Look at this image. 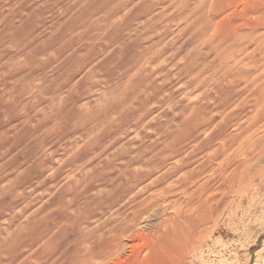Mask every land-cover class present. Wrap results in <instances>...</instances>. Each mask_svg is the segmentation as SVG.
I'll return each mask as SVG.
<instances>
[{
	"label": "rangeland",
	"instance_id": "374dc122",
	"mask_svg": "<svg viewBox=\"0 0 264 264\" xmlns=\"http://www.w3.org/2000/svg\"><path fill=\"white\" fill-rule=\"evenodd\" d=\"M218 1L0 0V264H264V0Z\"/></svg>",
	"mask_w": 264,
	"mask_h": 264
},
{
	"label": "bare ground",
	"instance_id": "6f19581e",
	"mask_svg": "<svg viewBox=\"0 0 264 264\" xmlns=\"http://www.w3.org/2000/svg\"><path fill=\"white\" fill-rule=\"evenodd\" d=\"M206 1L208 2V3H207V4H208V10L211 12L210 14H211V17H212V18L210 17V19H214L215 17H218V16L221 15L222 13H223V14H226L227 9H225L224 7H222V6L220 5V1H218V0H217V1H216V0H206ZM244 1H245V0H244ZM244 1H243V2H244ZM249 1L252 2V1H254V0H249ZM256 1H260V0H256ZM246 2H248V0H247ZM246 2H244V3H246ZM249 3H250V2H249ZM249 3H248V6L251 4V3H250V4H249ZM246 4H247V3H246ZM246 4L243 5V6H246ZM253 4H254V3H252V5H253ZM252 5H251V6H252ZM243 6H242V7H243ZM233 8H235V7H233ZM233 8H232V9H233ZM249 8H251V7H249ZM228 9H229V8H228ZM238 9H239V7H238ZM243 9H244V7H243ZM229 11H230V9H229ZM234 11H235V10H233V12H234ZM236 11H237V10H236ZM242 11H243V10H242ZM242 11H241V12H242ZM254 11H255V10H254ZM233 12L231 11L230 14H226V16H225L224 18L226 19V17H227L228 15L230 16L229 19H230L231 17L236 16V15L231 16V13H233ZM244 12H245V10H244ZM228 13H229V12H228ZM239 13H240V12H239ZM239 13H238V14H239ZM245 13H246V12H245ZM245 13H244V14H245ZM248 13H249V12H248ZM248 13H246V14L248 15ZM258 15H260V14H258ZM241 16H242V14H241ZM249 16H251V15H249ZM249 16H248V17H249ZM263 16H264V15H263ZM222 17H223V16H222ZM222 17H221V19H220V18L218 19V23H219V21L221 22ZM236 17H237V16H236ZM242 17H243V16H242ZM245 17H246V16H245ZM248 17H247V18H248ZM224 18H223V19H224ZM227 18H228V17H227ZM237 18H238V17H237ZM247 18H246V20H244V21H247ZM262 18H263V17H262ZM235 19H236V18H235ZM214 20H215V19H214ZM253 21H254V20H253ZM216 23H217V22H216ZM244 23H245V22H244ZM245 24H246V23H245ZM243 30H244V29H243ZM246 33H247V32H246ZM242 37H243V36H242ZM248 38H249V37H248ZM192 122H194V121H192ZM190 123H191V122H190ZM177 135H178V134H177ZM179 136H181V135H179ZM181 137H182V136H181ZM195 148H196V147H195ZM195 148H194V150H195ZM200 148H201V147H200ZM202 149H203V148H202ZM194 150H193V151H194ZM186 157H187V156H186ZM206 157H207V154H206ZM180 161H181V160H180ZM181 162H182V161H181ZM128 163H129V162H128ZM185 163H186V162H185ZM185 163H184V164H185ZM182 164H183V163H182ZM178 165H179V164H178ZM184 166H185V165H184ZM204 167H205V166H204ZM179 168H180V167H179ZM201 169H202V168H201ZM202 170H203V169H202ZM118 171H119V170H118ZM128 171H129V170H128ZM198 171H199V170H198ZM203 171H204V170H203ZM195 173H196V172H195ZM197 173H198V172H197ZM201 173H202V172H201ZM139 174H140V173H139ZM188 174H189V173H188ZM199 174H200V173H199ZM193 175H194V174H193ZM197 175H198V174H197ZM127 176H128V175H127ZM129 176H130V175H129ZM188 176H189V175H188ZM144 177H145V175H138V176H136V178L139 179L138 182H141V180L143 181V180H144ZM190 177H191V176H190ZM197 177H198V176H197ZM192 178H193V176H192ZM192 178H191V179H192ZM195 178H196V177H195ZM189 179H190V178H189ZM191 179H190V180H191ZM135 180H136V179H135ZM181 180H182V179H181ZM192 180H193V179H192ZM129 182H130V181H129ZM132 182H133V181H132ZM134 182H135V181H134ZM182 182H183V181H182ZM191 182H192V181H191ZM193 182H194V180H193ZM193 182H192V183H193ZM195 182H197V181H195ZM195 182H194V183H195ZM136 183H137V182H136ZM186 183H187V182H186ZM192 183H189V184H192ZM194 183H193V184H194ZM206 184H207V182H206ZM183 185H184V184H183ZM200 185H202V184H200ZM200 185H199V186H200ZM188 186H190V185H188ZM185 187H186V186H185ZM194 187H195V186H194ZM194 187H192V189H194ZM200 187H201V186H200ZM188 188H190V187H187V189H188ZM128 189H130V187H129ZM202 189H203V188H202ZM185 190H186V189H185ZM185 190H184V191H185ZM190 190H191V189H190ZM190 190H189V191H190ZM198 190H199V189H198ZM203 190H204V189H203ZM184 191H183V192H184ZM128 192H129V191H128ZM192 192H193V191H192ZM198 192H199V191H198ZM198 192H197V193H198ZM120 193H121V192H120ZM185 193H186V192H185ZM190 193H191V192H190ZM195 193H196V192H195ZM195 193H194V194H195ZM197 193H196V194H197ZM196 194H195V195H196ZM203 194H204V193H203ZM184 195H186V194H184ZM197 195H198V194H197ZM212 195H213V194H212ZM201 196H203V195H202V192H201L200 198H201ZM186 197H188V196H186ZM200 198H199V199H200ZM186 199H187V198H186ZM188 199H189V198H188ZM188 199H187V200H188ZM194 199H195V198H194ZM194 199H193V200H194ZM193 200H192V201H193ZM188 201H189V200H188ZM155 202H156V200H155ZM159 202H161V201L159 200ZM194 202H195V201H194ZM153 204H154V203H153ZM139 211H141V210H139ZM139 211H138V212H139ZM137 214H138V213H137ZM122 216L124 217L125 215H122ZM122 216H121V217H122ZM121 217H120V218H121ZM125 217H126V216H125ZM118 218H119V216H118ZM135 218H136V217H135ZM135 218L133 219L134 221H135ZM116 219H117V218H116ZM122 220H123V219H122ZM126 220H127V218H126ZM133 220H132V221H133ZM124 221H125V220H124ZM128 221H130V220H128ZM114 222H115V221H114ZM126 222H127V221H126ZM124 224H125V223H124ZM113 225H114V224H113ZM128 226H129V225H127V227H128ZM131 226H132V225H131ZM112 227H113V226H112ZM125 227H126V226H125ZM119 229H120V228H119ZM128 229H129V228H127V230H128ZM117 230H118V229H117ZM129 230H130V229H129ZM129 230H128V231H129ZM115 231H116V230H115ZM115 231H113L112 234H114ZM116 232H117V231H116ZM121 234H122V232H121ZM121 234H120V235H121ZM99 236H100V237H101V236H104V234L99 235ZM105 236H106V234H105ZM105 236H104V237H105ZM110 236H111V235H110ZM104 237H102V238H103V239H102L103 241H102L100 244H98L97 247L92 246V247H94V248L91 247L92 249H88V246H87V250H86V247H85V249H84V250H85L84 253H83V254H80V256H79V257H80V258H79L80 262H79L78 264H96V262H95V260H94L95 258H96V259H99L98 262H100L101 258H102V259H106V258L110 257L111 253L109 254V252H110L109 250H110L111 247H109V248H108L109 250L106 251V250H107V247H104V244H106L107 241H108V240H106V239H108V238L110 239L111 237H108V238L105 237V239H104ZM89 248H90V247H89ZM113 250H114V249H112V251H113ZM116 250H118V249H116ZM112 251H111V252H112ZM114 252H116V251H114ZM103 256H104V257H103ZM100 257H101V258H100ZM79 260H78V258H77V261H79ZM96 261H97V260H96ZM102 261H103V260H102Z\"/></svg>",
	"mask_w": 264,
	"mask_h": 264
}]
</instances>
